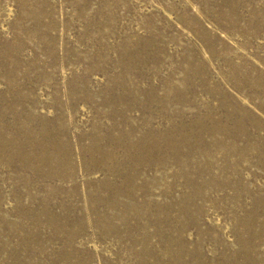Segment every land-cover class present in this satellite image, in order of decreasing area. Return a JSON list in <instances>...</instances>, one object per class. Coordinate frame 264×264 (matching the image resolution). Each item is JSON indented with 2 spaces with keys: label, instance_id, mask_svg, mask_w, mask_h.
Returning <instances> with one entry per match:
<instances>
[{
  "label": "rangeland",
  "instance_id": "1",
  "mask_svg": "<svg viewBox=\"0 0 264 264\" xmlns=\"http://www.w3.org/2000/svg\"><path fill=\"white\" fill-rule=\"evenodd\" d=\"M196 262L264 264V0H0V264Z\"/></svg>",
  "mask_w": 264,
  "mask_h": 264
},
{
  "label": "bare ground",
  "instance_id": "2",
  "mask_svg": "<svg viewBox=\"0 0 264 264\" xmlns=\"http://www.w3.org/2000/svg\"><path fill=\"white\" fill-rule=\"evenodd\" d=\"M191 202H192V201H191ZM191 202H190V203H191ZM255 229H256V228H255ZM174 249H176V248H174ZM175 251H176V250H175ZM176 252H177V251H176ZM196 253H197V252H196ZM194 255H195V254H194ZM194 255H193V256H194ZM229 256H230V255H229ZM209 261H210V260H209ZM214 262H215V261H214ZM237 263H238V262H237ZM196 264H197V262H196ZM224 264H225V263H224Z\"/></svg>",
  "mask_w": 264,
  "mask_h": 264
}]
</instances>
